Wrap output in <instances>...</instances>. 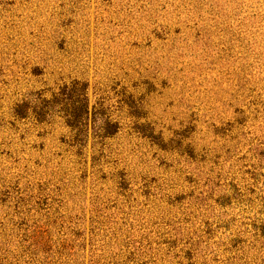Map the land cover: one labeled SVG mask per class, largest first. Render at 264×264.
<instances>
[{
  "label": "rangeland",
  "instance_id": "obj_1",
  "mask_svg": "<svg viewBox=\"0 0 264 264\" xmlns=\"http://www.w3.org/2000/svg\"><path fill=\"white\" fill-rule=\"evenodd\" d=\"M0 264H264V0H0Z\"/></svg>",
  "mask_w": 264,
  "mask_h": 264
},
{
  "label": "trees",
  "instance_id": "obj_2",
  "mask_svg": "<svg viewBox=\"0 0 264 264\" xmlns=\"http://www.w3.org/2000/svg\"><path fill=\"white\" fill-rule=\"evenodd\" d=\"M85 107H86V104H85Z\"/></svg>",
  "mask_w": 264,
  "mask_h": 264
}]
</instances>
